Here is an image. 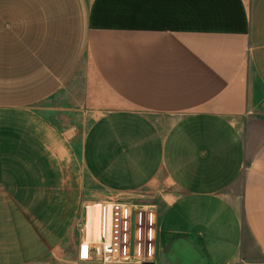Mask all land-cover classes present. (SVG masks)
Wrapping results in <instances>:
<instances>
[{"label":"crops","instance_id":"crops-1","mask_svg":"<svg viewBox=\"0 0 264 264\" xmlns=\"http://www.w3.org/2000/svg\"><path fill=\"white\" fill-rule=\"evenodd\" d=\"M84 175L156 205L153 264H264V0H0V264H95L30 206Z\"/></svg>","mask_w":264,"mask_h":264},{"label":"built area","instance_id":"built-area-1","mask_svg":"<svg viewBox=\"0 0 264 264\" xmlns=\"http://www.w3.org/2000/svg\"><path fill=\"white\" fill-rule=\"evenodd\" d=\"M97 239H83L77 247L76 259L95 264L154 263L156 237V205L132 204L127 201L97 203Z\"/></svg>","mask_w":264,"mask_h":264},{"label":"rangeland","instance_id":"rangeland-1","mask_svg":"<svg viewBox=\"0 0 264 264\" xmlns=\"http://www.w3.org/2000/svg\"><path fill=\"white\" fill-rule=\"evenodd\" d=\"M84 185L82 186V193L81 194V199L80 200H57V199H33L30 201V206L40 212L42 211V213H46L49 210L48 214H54L55 212L54 210H56V208H60V209H64V211H72L75 210L76 214L74 216H69V223L66 224L65 228L66 230L62 233L61 235L59 234V237H55L54 240L55 242H59L60 244V249H61V253L64 259H68L69 257V253L71 250V245H73L72 243L79 239L81 236H83V229H84V220H85V209L87 205L92 204L93 202L90 201V199H88L87 196V190L85 191L84 188H90V189H94V186H91L90 183L88 182V178H86V176L84 175ZM36 186H40L38 187V191H42V192H47L51 195H53L52 189L54 184H43V186H41V184H38ZM42 187V188H41ZM45 187L49 188L47 191H45ZM54 191V190H53ZM98 213V212H97ZM48 214H45L44 216H33V222H38L40 223L42 220L45 221L48 219V222L51 223L53 222L54 224L56 223L57 217L54 216L53 214L50 216H47ZM66 218V217H65ZM61 220V219H59ZM59 222V221H58ZM96 227L98 228V215H97V224ZM51 235H56L51 233Z\"/></svg>","mask_w":264,"mask_h":264},{"label":"bare ground","instance_id":"bare-ground-1","mask_svg":"<svg viewBox=\"0 0 264 264\" xmlns=\"http://www.w3.org/2000/svg\"><path fill=\"white\" fill-rule=\"evenodd\" d=\"M97 205L91 204L87 205L85 209V220H84V232L87 240H91V238L96 237L97 235ZM96 240V239H95Z\"/></svg>","mask_w":264,"mask_h":264},{"label":"water","instance_id":"water-1","mask_svg":"<svg viewBox=\"0 0 264 264\" xmlns=\"http://www.w3.org/2000/svg\"><path fill=\"white\" fill-rule=\"evenodd\" d=\"M144 264H152V263H144Z\"/></svg>","mask_w":264,"mask_h":264}]
</instances>
